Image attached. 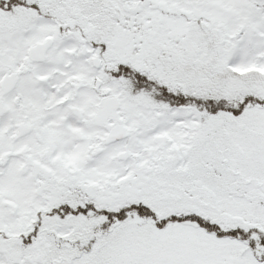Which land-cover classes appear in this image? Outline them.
<instances>
[{"label":"snow or ice","instance_id":"1","mask_svg":"<svg viewBox=\"0 0 264 264\" xmlns=\"http://www.w3.org/2000/svg\"><path fill=\"white\" fill-rule=\"evenodd\" d=\"M0 264H264V0H0Z\"/></svg>","mask_w":264,"mask_h":264}]
</instances>
